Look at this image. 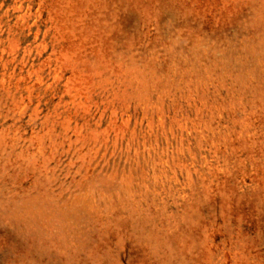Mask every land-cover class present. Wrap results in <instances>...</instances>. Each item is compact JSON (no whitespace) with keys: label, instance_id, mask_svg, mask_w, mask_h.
Masks as SVG:
<instances>
[{"label":"rangeland","instance_id":"374dc122","mask_svg":"<svg viewBox=\"0 0 264 264\" xmlns=\"http://www.w3.org/2000/svg\"><path fill=\"white\" fill-rule=\"evenodd\" d=\"M0 264H264V0H0Z\"/></svg>","mask_w":264,"mask_h":264}]
</instances>
